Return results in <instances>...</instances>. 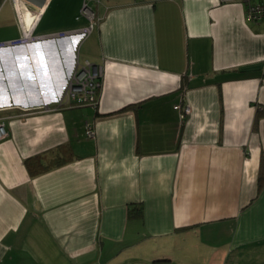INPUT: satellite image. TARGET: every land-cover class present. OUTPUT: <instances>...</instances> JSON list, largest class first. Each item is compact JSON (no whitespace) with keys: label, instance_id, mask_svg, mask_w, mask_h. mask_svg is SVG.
I'll use <instances>...</instances> for the list:
<instances>
[{"label":"crops","instance_id":"obj_1","mask_svg":"<svg viewBox=\"0 0 264 264\" xmlns=\"http://www.w3.org/2000/svg\"><path fill=\"white\" fill-rule=\"evenodd\" d=\"M91 2L0 0V264H264V18ZM76 61L95 105L57 103Z\"/></svg>","mask_w":264,"mask_h":264},{"label":"built area","instance_id":"obj_2","mask_svg":"<svg viewBox=\"0 0 264 264\" xmlns=\"http://www.w3.org/2000/svg\"><path fill=\"white\" fill-rule=\"evenodd\" d=\"M100 2V0H95ZM246 2V17L253 21H258L264 18V0H245ZM81 13L91 19L93 12L87 10L86 1L84 0ZM90 26L79 30L75 35H79L80 39L85 37L91 30ZM72 35L71 33L62 34L60 36ZM101 66L86 61L83 64H79L77 61L74 63L71 69L62 93L57 99L58 104H64L67 106H78L84 104L95 105L97 103V91L101 85ZM180 110V119H183L186 114L190 112L188 105L177 106ZM8 132L5 127V123L0 116V139L7 136ZM86 135L92 136L93 130L90 125L86 124Z\"/></svg>","mask_w":264,"mask_h":264},{"label":"rangeland","instance_id":"obj_3","mask_svg":"<svg viewBox=\"0 0 264 264\" xmlns=\"http://www.w3.org/2000/svg\"><path fill=\"white\" fill-rule=\"evenodd\" d=\"M85 1H86L87 10H91V6L93 5V3L91 2L92 0H85ZM201 242H203V241H201ZM201 242H199V243H201ZM202 245L204 246L205 243ZM197 247H199V246H197ZM127 258H128V256H125L124 258L121 259V257L118 256V258L114 262H112L111 264H129V260Z\"/></svg>","mask_w":264,"mask_h":264},{"label":"trees","instance_id":"obj_4","mask_svg":"<svg viewBox=\"0 0 264 264\" xmlns=\"http://www.w3.org/2000/svg\"><path fill=\"white\" fill-rule=\"evenodd\" d=\"M32 160L36 161L37 158H34ZM261 172H264V160H261L260 162V172H259L260 174L258 175L259 182L262 181V179H264V174H262Z\"/></svg>","mask_w":264,"mask_h":264}]
</instances>
